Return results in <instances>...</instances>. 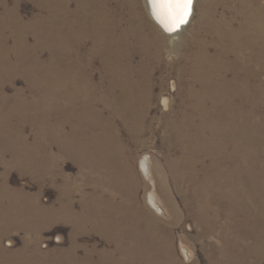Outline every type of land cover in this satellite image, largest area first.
Returning <instances> with one entry per match:
<instances>
[{"label": "rangeland", "instance_id": "obj_1", "mask_svg": "<svg viewBox=\"0 0 264 264\" xmlns=\"http://www.w3.org/2000/svg\"><path fill=\"white\" fill-rule=\"evenodd\" d=\"M66 1H70V0H57L58 6L60 7L58 10L59 23L57 24V27L58 26L59 27L58 28L55 27V29L59 31L58 38L60 39L54 40V35H52L53 31L51 25L52 20H50L51 19L50 16L52 14V11H50L51 0H0V29L3 30V32L1 31L0 33V37H2L0 38V44L5 48L4 49L5 57L2 58L0 57V66H1L0 67V86H1L0 87L1 89L0 118L2 120L1 123L3 124L2 125L3 128L0 127V143L3 141L5 142V140L7 143V140H10L9 144H11V147L9 149H3L2 147H0V194H1L0 195V203H1L0 204V234H1L0 264H24L19 261L22 260L21 256L27 254L32 250V248L28 243L29 233H32L34 235L40 233L38 239L40 240L38 244V249H40L42 252L56 255L58 254L59 250L66 252V250L69 249L72 243L71 242L72 235L76 231V226L72 222L60 223V221H58L57 223L52 224V218H50V216L52 215L51 207L56 205L57 206L62 205V202L58 201V199L59 196L61 195V190H63L62 187H66V189L68 188L69 183L67 182L68 179L67 176L69 175L75 178L80 173L83 172L86 177H90L91 179L94 178L93 179L94 182H92V184L85 183L86 185L82 195L81 193L75 194L76 199H80L79 201H77V203H75V207L77 209H81V211L78 210V212L84 211L82 213V215L84 216V217L82 216L83 219L92 226V228H88L87 231L83 232L84 234L81 235L80 241L83 244L89 245V248L92 249L93 259L91 262L80 260L77 261V263L75 264H89V263L116 264L115 259H117L118 257V255L115 254L116 247L109 239L110 238L109 234L111 233L114 234V232L116 234V230L118 228H116V226L114 225V221L119 220L124 216L120 213L118 214V216H115L114 214L111 216L112 218L111 221L113 225L112 226L110 225L111 228L110 227L108 228L111 231H109L108 229L103 230L102 228H98L97 225L98 217L96 214L97 212L99 213V211L97 210V206L94 203V201L90 200V199L98 198V196L101 193V190L98 189V187H101V185L98 183V179L100 178L99 172L95 168L94 170L92 167L84 168L83 170L82 165L81 166L78 165L74 159L72 160L71 157L67 158L66 155L63 154L62 147H60L62 142L61 143L58 142L57 145H51L47 137L48 133L46 132V130L43 131V129H45V127L48 126L50 121L49 108L52 107L53 105L55 106L65 105V103L67 102L64 97L65 87L63 85L65 84V80H66L65 74L63 72L64 56L63 53L59 50H60V45L64 43L63 36H64V32L66 31V27L64 28V26L66 25L65 17L66 15L69 16L70 12L73 11L74 14L76 15L75 12L76 9L74 10L76 5L74 3V0H71L72 2L70 1L71 2L70 8L66 7L64 5ZM240 1L241 0L195 1L194 10H193V12L195 11L193 15L194 17H192L193 19L191 23L180 33L176 44L177 50L173 54L169 53V46H168L170 40L169 37L165 33H161L163 34L162 41L161 40L158 41L159 42L158 47L161 53V61L159 63L156 62L151 64L148 70L144 73L146 74V76H149L148 85L152 88V93H154V97H153L154 99L152 98L153 101L152 109L149 112L148 120L145 123L146 126L144 127V131L136 136V134L129 133L127 129L123 127L121 128L119 127L118 137L119 140H122V142L124 143L125 151L119 153L121 158L116 154L115 164L113 169L114 176L116 175L117 176L116 178L120 177L121 179L133 177L134 179L132 180V182L134 183L127 185L126 180L115 181L114 183H116L118 187L117 189L118 192L115 193L114 191L108 190L105 193V196L108 198L111 197V199L112 198L117 199V201L121 202L122 204L124 202H126L124 203L126 205H129L132 202L136 204L134 207L137 210L133 209L134 214H132V216L134 215L133 220L135 219L134 221L135 229L132 227L133 224H131L130 226H126L130 228L129 231L127 230V232L123 233V235L120 237L121 238L120 242L122 243L123 247L125 248L127 246L129 248L132 247L134 248V250L136 249L138 251L139 256H141V257L138 256L137 260H135L133 264H151V263L152 264H170V263L171 264H194V263L195 264H236V263L264 264V92H263L264 91V61H261V63L259 64L248 62L245 64L246 66L241 65L239 62H237L241 66L237 69H230L228 73V77L230 80H234L233 77L236 75V73L243 78V84H245V86L248 87L246 92H244L245 97L250 94L248 92L252 91L250 89H253L254 86L256 87L259 86V88L261 89V95L258 104L252 105L249 101H244L245 104L242 107L243 114H241V116L234 117L235 119H230V118L225 119L226 122L225 121L214 122L215 126L218 125H220V127L223 126L224 128H226V131L229 132L228 134L230 135V139L228 140L229 144L227 145L230 148L228 156L230 157L231 160V166L237 167V164L235 165L233 163L235 154L236 156L240 155L241 160H244V162H242V165H239L242 168L241 169V171L243 172L242 177L238 178L237 180L236 178H234L236 182L239 181L240 184L238 183L237 184L240 185L241 189L238 190L237 196L234 197L230 196L231 197L230 199L229 198L225 199L226 206L228 208V209L226 208V212L228 214H226L225 217L220 218L215 216V213L221 214V211L219 210L220 207L217 201H215V203L214 202L211 203L212 205L210 204L211 209L214 208L212 210V213L210 214L209 212L210 210L206 208L208 206L207 199H204L205 198L204 194L199 193L200 190L201 192L204 191L205 187H202L200 184H193V185L190 184L189 177L192 175H189L191 173H188V170L186 172L184 171L185 168H188L187 166L188 164L185 161L188 160L187 159L188 155H185V159H184L183 157L184 149L182 150V145L185 142L181 141L180 138L178 137L182 133L179 127L181 122L179 118V114L182 113V109L183 111L185 110L190 111V108L192 107V104L188 100V97H185V99L183 100V98L180 96L181 89L186 90L189 89L190 87L188 82L189 80H191L190 76L193 77L192 74H194L195 72L194 71L195 70L194 67L196 65L195 59L199 56L198 51L201 49L202 50L206 49L207 51L205 53L207 54V56L211 58L225 57V59L228 61L239 60L238 57L240 55V52L236 51L237 48L234 45L235 43L231 39V35L233 34L235 35L236 33L233 32H236V30L241 29V27L243 28L245 26H250L249 25L250 22L248 23V21L246 20V12L248 6H246L245 0L244 2L243 1L240 2ZM252 1L255 2L254 4L255 6L256 5L259 6L258 3H260V5L262 4V2L264 3V0H258V1L252 0ZM139 3L140 6L142 7V11L144 12V16L146 17V19H148L142 4V0ZM62 9H64V11H62ZM206 9H208L207 14H206L207 12ZM120 11L121 13H123L124 10L120 8ZM213 11H215V13ZM86 17L84 18V20L86 19V23H88ZM140 17L142 16H139V19L136 20V24L134 25L136 26L138 25V27L140 26L139 29L141 28L143 29V24L145 22ZM83 21L80 20L79 23L80 22L82 23ZM47 24L50 26H46ZM83 25H85V22H83ZM10 26L12 27L9 28ZM223 32H225L226 36L224 35ZM222 35L224 36V38ZM253 44L255 43L252 44L250 43V46H246L247 51L246 52L241 51V55H244V57L246 58L249 57L248 59H250V57L255 56L258 52L264 54V44L262 47H260L258 44L252 47ZM88 46H90V44ZM222 46L225 48H223ZM229 47L231 50L229 49ZM212 53L214 56L212 55ZM139 58L140 57L138 56V59ZM46 64L47 66H45ZM51 65L53 67L52 74L49 73ZM242 66L245 67L243 68ZM184 67H186V71H185L186 73L183 75L180 72ZM243 70L244 72H242ZM46 73L47 75L48 74L49 75L47 76ZM252 73L257 75L259 74L260 76L259 75L254 76ZM250 74L252 75L250 76ZM61 77L63 80H61ZM173 79H176L178 82L177 88H173L171 86V81ZM49 80H51L52 82ZM59 80H61L60 83H58ZM3 83L5 85H2ZM57 85L58 87H56ZM200 87L201 86L199 83L195 84V89H198ZM20 91H23L22 94L20 93ZM3 92L4 94H2ZM164 96H166L167 98L169 97L168 99L171 101V108L169 107L170 109L165 108L163 106L162 97ZM22 103L24 105H22ZM246 104L249 105L247 106ZM20 109H23L24 111H20ZM252 111H254L255 113H253ZM25 112L28 114L24 115ZM118 123L121 124V121H118ZM151 123L153 125H151ZM8 125L11 126L12 128L11 131L6 129V127L8 129L10 128L8 127ZM145 129L148 132L147 131L145 132ZM13 130L16 131L18 130L17 132L20 133L19 135H21L22 138L19 140L22 141L23 147L27 148V150H20L21 151L20 154L16 151H13V142H12L14 140ZM8 133L10 136H8ZM60 141H62V138L60 139ZM29 149L30 151L26 153ZM93 152H95L94 148L91 153ZM122 154H125V156ZM144 156L149 157L154 172L158 178V182L156 186L153 185L155 181L146 177V175L143 173L140 167L141 159ZM21 157L24 159H22ZM91 160H95V156ZM54 162L55 164L57 162L58 164L63 166L62 168L65 176L64 179L59 180L58 184H53L50 182V174H49L50 164ZM58 164L56 168L59 173L60 166ZM124 165L125 166L128 165V166L124 167ZM231 166L229 165V167ZM115 169H117V171ZM123 171L125 172L123 173ZM190 172L193 173V171L191 170ZM123 174L124 176H122ZM147 180L151 181L149 188H148ZM243 185H244V191L242 189ZM206 188L208 187L206 186ZM158 190L164 192L168 197V199H171L172 204L177 209L176 211L178 212L177 213L178 216L173 215L171 220H167L159 216L149 205L147 200L149 193L151 191L158 193ZM252 194L253 197H251ZM85 199H89V202H87ZM241 202H243L244 204ZM63 204L65 205L66 202H63ZM139 209L141 211H139ZM40 211L42 213H40ZM136 212L139 214V216L135 215ZM204 213L206 214L205 217H209V216L211 217V218L209 217V222H208L209 224H207L206 227L210 229L209 231H212L211 228L213 227V229H215L214 233L216 232V234H220V232H222L220 234L222 235L223 232H225L224 231L225 227L227 228L230 227L229 230L233 229L231 231L232 238L233 237L242 238L243 235L248 236V237H244L246 238V240H244V245H243L245 247L238 246L237 248H234L236 250L235 252L236 255L234 256L235 260L233 259V261H231L230 263H226L218 256L219 252L217 250L218 248L216 247V244L218 242L217 239H219L220 235L217 236L216 234L208 233L207 237L204 238H201L200 236L198 237L199 229L197 225H195L194 218L202 214H203L202 216H204L205 215ZM246 213L247 215H244ZM128 215H130V213H128ZM154 219L155 220L158 219V220L155 221ZM121 220H124V222L126 221L125 217L124 219ZM125 223H128V221ZM190 223L193 224L194 226L193 229L191 227L189 228ZM250 223L253 228L249 226ZM152 231H156L154 232L155 234ZM233 233H235L236 236H234ZM57 237H61L62 239L57 240ZM165 238L167 239L169 238V240L172 241L171 246L173 245L172 247L173 253L172 255L170 254L172 258H170L169 263H163L164 258L166 257L167 254L166 246H168ZM138 239L140 240L138 241ZM8 240H11L12 244L10 245L7 244ZM182 240L188 245H190V247L193 249L195 253L194 261L188 262V260L185 259L180 249ZM142 243L145 246L142 245ZM44 244H46V246H44ZM94 247H96L97 249H95ZM258 247H260V249ZM93 248L95 249V251H93L94 250ZM80 251H81L80 257H84V256L86 257L88 255L86 254L87 250L84 247ZM106 253L107 255L109 254V259L104 256L106 255ZM112 253H114V256ZM62 255H63L62 259L57 260V262H55L56 260L55 259V260H51V262H43V264L44 263L71 264L69 263L70 260H67V258L65 259L67 253H63ZM150 255L152 256V258ZM35 263L42 264V262H35Z\"/></svg>", "mask_w": 264, "mask_h": 264}, {"label": "bare ground", "instance_id": "obj_2", "mask_svg": "<svg viewBox=\"0 0 264 264\" xmlns=\"http://www.w3.org/2000/svg\"><path fill=\"white\" fill-rule=\"evenodd\" d=\"M70 1H66V3L64 5L66 7L70 8V5H71L70 3L72 2V1L71 2ZM140 1L141 0H76V1L74 0V3L76 5V7L74 8V10L76 9V11H75L76 15L74 14V11L70 12L69 16L65 14L66 15V17H65L66 25L64 26V28L66 27V31L64 32V36H63L64 37L63 38L64 43L62 45H60V50H59L63 53V56H64V70H63V72L65 74L66 80L64 79L65 84H63V85L65 88L64 87L63 88L65 89L64 97H65L67 102L65 103V105H59V106L53 105L52 107L49 108L50 109V114H49L50 121H49L48 126L45 127V129H43V131L46 130V132L48 133L47 137H48V140H49L51 145H57L58 142L59 143L62 142L60 147H62V152L64 155H66L67 158L71 157L72 160L74 159L78 165H80V166L82 165L83 170H84V168L92 167L93 169L95 168L99 172L100 178L98 179V183L101 185V187H98V189L101 190V193L98 196V198L90 199L91 201L92 200L94 201V203L97 206V210L99 211V213L97 212V214H96L98 217V220H97L98 221L97 222L98 228H102L103 230H106L109 227L111 228V226L113 225L112 221H111V219H112L111 216L113 214L115 216H118V214L120 213L125 217V220H126L125 222L128 221V223H125L124 220H121V219H124V217H122L119 220L114 221V225L116 226V228H118L116 230V234L114 232V234L116 236L113 233L109 234L110 241L116 247L115 254L118 255L117 259H115L116 264H133L139 256L138 251L136 249L134 250V248H132V247L129 248L128 246L125 248V247H123L122 243L120 242V240H121L120 237L123 235V233L127 232V230L129 231V229H130L126 226H130L131 224H133L132 227L134 228L135 219L133 220L134 215L132 216V214H134L133 209H135L134 206L136 204L133 202H132L133 204L131 203L132 205L131 204H129V205L124 204L126 202H124L122 204L121 202H118L117 199H114V198L111 199V197L108 198L105 196V193L108 190L114 191L115 193L118 192V190H117L118 187H117L116 183H114L115 181H123V180L125 181L126 180L127 185L134 183V182H132V180L134 178L131 176H130L131 178H126V179H124V178L121 179L120 177H119L120 178L119 179V178H116L117 177L116 175L114 176V170L113 169H114L116 154H117V156H120L119 153H122L125 151V147H124L125 145L122 142V140H119V137H118L119 127L120 128L123 127L125 129H127V131L129 133L136 134V136L144 131V127L146 126L145 123L148 120L149 112L152 109V104H153L152 98L154 97V93H152V88L148 85L149 76H146V74H144V73L148 70V68L150 67L151 64L156 63V62L159 63L161 61V53H160L159 47H158V45H159L158 41L159 40L162 41V35L163 34H161V33H165L170 39L169 44H168L169 53L173 54L174 52H176V50H177L176 44H177L179 35L191 23V21L193 19L192 17H194L193 15L195 12V11L193 12L195 1H197V0H194L193 9H192L193 14L189 17L188 24L182 25L179 30L171 32V33L165 31L164 27L153 17L152 12H151V8H150L149 3H148V0H142L143 7H144L146 15L148 17V19H146V17L144 16V12L142 11V7L140 6V3H139ZM241 1L244 2V0H241ZM245 4H246V6H248V9L246 12V20L248 21V23L250 22L249 23L250 26H245L243 28L241 27V29H238V30H236V32H233V33H236L235 35L234 34L231 35V39L235 43L234 45L237 48L236 51L240 52V55L238 57L239 60H234V61L229 60L228 61L225 59V57L224 58H219V57L218 58H216V57L211 58V57L207 56V54L205 53L207 51L206 49L199 50L198 51L199 56L195 59V61H196V65L194 67L195 72H194V74H192L193 77L190 76L191 80H189V82H188L190 87H189V89H186V90L181 89V94H180V96L183 98V100L185 99V97H188V100L192 104L190 111L189 110L183 111V109H182V113L179 114V118L181 121L179 127H180V131L182 133L180 132L181 134L178 137L180 138L181 141L185 142L182 145V150L184 149V153H183L184 159H185V155H188V158L186 156V158L188 160H185L188 164L187 165L188 168L184 167L185 168L184 171L186 172L188 170V173H191L189 175H192L189 177L190 184H192V185L193 184H200L202 187H205V190L202 192L200 190L199 193L204 194V197H205L204 199H207L208 206L206 208H208L210 210L209 211L210 214L212 213V210L214 209V208L211 209L210 204L213 202L215 203V201L218 202V205L220 207L219 210L221 211V214L220 213L216 214L215 212L214 213H215L216 217H220V218L225 217V215L228 214L226 212L227 206H226V200L225 199H228V198L230 199L231 198L230 196H233V197L237 196L238 190L241 189L240 185H238V184H240L239 181L236 182V180L238 178L242 177L243 172L241 171L242 168L239 165H242V162H244V160H241L240 155L236 156V154H235L234 155L235 157L233 156L234 160L233 159L232 160H233V163L235 165L237 164V167L231 166V160H230V157L228 156L230 148L227 145V144H229L228 140L230 139V135L228 134L229 132H227L226 128H224L223 126H221V127H220V125L215 126L214 122L225 121V119H228V118L235 119L234 117L241 116V114H243L242 107L245 104L244 101H249L252 105L253 104L257 105L259 102V99H260V95H261V89L259 88V86H257V87L254 86L253 89H250L252 91L248 92L250 94L245 97L244 92H246L248 87L245 86V84H243V78L240 77V75H238L237 73L233 77L234 80H230L228 77V73H229L230 69H237L241 65H245L248 62H253V63L259 64V63H261V61H264V59H263L264 54L259 53V52L255 56L250 57V59H248L249 57L246 58V57H244V55H241V51L246 52L247 51L246 46H250V43L251 44L255 43V44H253L252 47H254L256 44H258L260 47H262L264 44V7H263L264 3L262 2L263 6H262V4L260 5V3H258L259 6H257V5L255 6L254 5L255 2H253L252 0H245ZM64 5H63V7H64ZM50 6H49L51 8L50 11H52V14L50 16L51 17L50 20H52L51 25H52V31H53V32L51 31L53 33V34L52 33L51 34L54 35V40H56V39H60V38H58L59 31H57L55 29V27H57V24L59 23L58 10L60 7L58 6L57 0H51ZM120 8H122L124 10L123 13H121ZM60 11H61V9H60ZM62 11H64V9H62ZM69 11H71V10H69ZM206 11H207L206 12V14H207L208 9H206ZM213 12L215 13V11H213ZM139 16H142L140 18L142 20H144V22H145L144 24L142 23L143 29L142 28L139 29L140 26L138 27V25L137 26L134 25V24H136V20L139 19ZM85 17L87 18L88 23H86V19L84 20ZM214 17H212V18H214ZM14 19H16V18H14ZM62 19H63V16H62ZM80 20H82V21L84 20L83 22H85V25H83V22L79 23ZM231 21H233V20H231ZM235 21H236V19H235ZM208 22H210V21H208ZM17 25H18V23H17ZM214 25H215V23H214ZM46 26H50V25L47 24ZM11 27L12 26H10L9 28H11ZM223 30H224V28H223ZM1 31L3 32L2 29H0V33H1ZM219 33H221V32H219ZM223 33L225 35V32H223ZM227 33H229V32H227ZM251 35H253V36H251ZM0 38H2V37H0ZM223 38H224V36H223ZM215 40H217V39H215ZM225 40H226V38H225ZM46 42H48V41H46ZM226 42H227V40H226ZM180 43H182V42H180ZM6 44H5V46H6ZM17 44H18V42H17ZM89 44H90V46H88ZM2 45H4V44H2ZM223 48H225V47H223ZM4 49H5L4 46H1V44H0V57L1 58L5 57L4 56V54H5ZM229 49H230V47H229ZM37 52H38V50H37ZM208 52H209V50H208ZM212 55H213V53H212ZM55 56H57V55H55ZM138 56L140 57L139 59H138ZM7 58H5V59H7ZM193 60H194V58H193ZM237 62H239L241 65H239ZM45 66H47V64ZM52 68L53 67L51 65V68L49 71V73H51V74H52ZM250 70H251V68H250ZM185 71H186V67H184L180 73L184 75L186 73ZM242 72H244V70ZM252 74H250V76ZM46 75H47V73H46ZM253 75L258 76L259 74L258 75L253 74ZM61 80H63L62 77H61ZM61 80H59L58 83H60ZM42 81H44V80H42ZM49 81H51V80H49ZM251 82H252V80H251ZM196 83H199L201 87L198 89H195ZM49 84H51V83H49ZM55 84H56V82H55ZM184 84H185V82H184ZM262 84H261V86H262ZM2 85H5V84L3 83ZM154 86H155V84H154ZM171 86L173 88L178 87V82L176 79H173L171 81ZM56 87H58V85ZM48 90H49V88H48ZM22 92L23 91H20L21 94H22ZM2 94H4V92ZM4 97H2V98H4ZM36 98H38V97H36ZM168 98L166 96L162 97V103H163V106L165 108H169V107L171 108V101ZM34 102H35V100H34ZM22 105H24V104L22 103ZM28 106H30V105H28ZM38 107H39V105H38ZM45 109H46V107H45ZM24 110H25V108H24ZM24 110L20 109V111H24ZM36 111H37V109H36ZM254 111H252V112L255 113ZM37 113H39V112H37ZM27 114L28 113H26V112L24 113V115H27ZM30 114H31V112H30ZM1 121L2 120L0 118V127H2V125H3L1 123ZM118 121H121V124L118 123ZM211 123H213L214 125ZM119 124H120V126H119ZM151 125H153V124L151 123ZM34 126H36V125H34ZM8 127H10V128L8 129L6 127V129L11 131L12 130L11 126L8 125ZM14 127H13V129H14ZM167 127H168V125H167ZM17 131L13 130V133H14L13 134L14 140L12 139L13 140L12 141L13 142V151H16L20 154L21 153L20 150H27V148L23 147L22 141L19 140V139H22L21 135H19L20 133ZM22 131H24V130H22ZM146 131L147 130L145 129V132ZM157 132H158V130H157ZM166 132H167V130H166ZM8 136H10L9 133H8ZM61 138H62V141H60ZM231 138H232V136H231ZM9 141L10 140H7V143H6V140H5V142L4 141L1 142L0 147H2L3 149H9L11 147V144H9ZM28 146H30V145H28ZM93 148H94L95 152L91 153L93 151ZM29 151H30V149L26 153H28ZM125 154H126V152H125ZM125 154H122V155L125 156ZM94 156H95V160H91ZM120 158H121V156H120ZM22 159H24V158H22ZM57 164H58L57 162H56V164H55V162L50 164V170H49L50 182L53 184H58L59 180H62L65 177L64 171L62 168L63 166L58 164L60 166L59 167L60 171L58 173L57 168H56ZM121 164H122V162H121ZM129 164H130V162H129ZM229 165L231 167H229ZM118 166H120V165H118ZM126 166H128V165H126ZM126 166L124 165V167H126ZM140 167H141L143 173L146 175V177L155 181V183H153V185L156 186L157 182H158V178L154 172L153 166H152L151 161H150L148 156H144L141 159ZM176 169H179V168H176ZM189 169L191 171H193V173L190 172ZM115 170L117 171V169H115ZM90 172H92V171H90ZM124 172L125 171H123V173ZM113 176H114V178H113ZM122 176H124V174ZM67 178H68L67 182L69 183L68 188L66 189V187H62L63 190H61V195L59 196V199H58V201L62 202V205H59V206L56 205V206L51 207L52 208V210H51L52 215L50 216V218H52V224L60 221V223L61 222H63V223H68V222L71 223L72 222L76 226V231L72 235V240H71L72 243H71L69 249H67L66 252L59 250L58 254H56V255L46 253V252H42L40 249H38V244L40 241L38 239H39L40 233H38L36 235L29 233L28 243H29L30 247L32 248V250L30 252L26 251L28 253L21 256L22 260H19L20 262H22L24 264H31V263L36 264L35 262H42V264H43V262H51V260H55V259H56L55 262H57V260L62 259L63 253H67L65 259L67 258V260H70L69 263H71V264H75V263H77V261H80V260L88 261V262L92 261V259H93L92 258L93 257L92 256V249L89 248V245L83 244L80 241L81 235L84 234L83 232L87 231L88 228H92V226H91V224H88V222H86L83 219L84 216L82 215V213L84 211L78 212V210L81 211V209H77L75 207V203H77V201L80 200V199H76L75 194L81 193V195H82L83 190H84L85 185H86L85 183L92 184V182H94V180H93L94 178L91 179L90 177H86L84 172L80 173L75 178H73L69 175L67 176ZM234 178H236V180H234ZM147 183H148V188H149L151 181L147 180ZM206 186L208 188H206ZM94 188H97V187H94ZM242 189L244 191V185L242 186ZM99 190H98V192H99ZM196 190H198V189H196ZM134 195H136V194H134ZM251 197H253V194L251 195ZM194 198H196V197H194ZM190 199H191V197H190ZM85 200L87 202H89V199H85ZM147 200H148L149 205L153 208V210L159 216H161L167 220H171L173 215L178 216V214H177L178 212L176 211L177 210L176 207H174L171 199H168V197L166 196V194L164 192L158 190V193H155V192L151 191L148 195ZM184 200H185V198H184ZM258 201H260V200H258ZM63 202H66V204L64 205ZM241 203H243V202H241ZM203 204H204V202H203ZM140 205H142V204H140ZM47 208H48V206H47ZM208 209H206V210H208ZM135 210H137V209H135ZM188 210H190V209H188ZM139 211H141V210L139 209ZM248 212H249V210H248ZM40 213H42V212L40 211ZM128 213H130V215H128ZM143 213H145V212H143ZM238 214H240V213H238ZM135 215L139 216V214L137 212L135 213ZM202 215L196 216L194 218L195 225H197V227L199 229L198 237L199 236L201 238L207 237L208 233L216 234V232L214 233L215 229H213V227L211 228L212 231H209L210 229L206 228L207 224H209L208 222H209L210 216L205 217L206 214L204 216H202ZM244 215H247V213ZM144 216H145V214H144ZM244 218H246V217H244ZM256 218H257V216H256ZM157 220H155V221H157ZM221 221H223V220H221ZM123 223H125L126 225ZM140 223H141V221H140ZM251 223L249 226H251ZM139 226H140V224H139ZM200 226H202V227H200ZM190 227L192 229L194 228L192 223L189 224V228ZM229 228L225 227V229H224L225 232H223L222 235H220L222 232H220V234H216L217 236L220 235L219 239H217L218 242L216 244V247L218 248L217 250L219 252L218 256L220 257V259L224 260L226 263H230L231 261H233L234 256L236 255V253H235L236 250L234 248H237L238 246L242 247L244 245V240H246V238H244V237H248V236L243 235L242 238H240L238 236H237L238 238H236V237L232 238V232L231 231L233 229L229 230ZM108 230L111 231L110 229H108ZM139 231H140V229H139ZM220 231H221V229H220ZM152 232L154 233L156 231H152ZM139 233H137V234H139ZM233 234H234V236H236L235 233H233ZM148 236H149V234H148ZM149 238H150V236H149ZM61 239H62L61 237H57V240H61ZM139 240L140 239H138V241ZM165 240L167 241V245L169 247L166 246L167 247V249H166L167 254L165 257L166 259L164 258V261L163 260L162 261H163V263H169L170 258H172L171 255L173 253L172 252L173 245L171 246L172 241L169 240V238L168 239L165 238ZM206 241H208V240H206ZM156 242H157V240H156ZM7 244H9V245L12 244L11 240H8ZM262 244H263V242H262ZM142 245H144V244L142 243ZM203 245H204V243H203ZM44 246H46V244H44ZM148 246H149V244H148ZM83 247L87 250L86 254H88V255L86 257L84 255H83L84 257H80L81 256L80 250ZM243 247H245V246H243ZM251 247H252V245H251ZM260 247H258V248L260 249ZM94 248L97 249L96 247H94ZM137 248H138V246H137ZM142 248H143V246H142ZM95 249L93 251H95ZM180 249H181V252L183 253L185 259L188 260V262H192L195 260V253H194L193 249L190 247V245L185 243L183 240H182ZM150 251H152V250H150ZM112 254L114 256V253H112ZM238 254H239V252H238ZM104 256L109 259V254L107 255V253H106V255H104ZM110 256H112V255H110ZM161 256H159V257H161ZM139 257H141V256H139ZM156 257H157V255H156ZM151 258H152V256H151ZM178 260H179V258H178ZM156 263H158V262H156ZM159 263H161V262H159ZM238 264H240V263H238Z\"/></svg>", "mask_w": 264, "mask_h": 264}, {"label": "snow or ice", "instance_id": "obj_3", "mask_svg": "<svg viewBox=\"0 0 264 264\" xmlns=\"http://www.w3.org/2000/svg\"><path fill=\"white\" fill-rule=\"evenodd\" d=\"M148 3L153 17L171 33L188 23L194 0H148Z\"/></svg>", "mask_w": 264, "mask_h": 264}, {"label": "water", "instance_id": "obj_4", "mask_svg": "<svg viewBox=\"0 0 264 264\" xmlns=\"http://www.w3.org/2000/svg\"><path fill=\"white\" fill-rule=\"evenodd\" d=\"M194 4V3H193ZM181 28V27H180Z\"/></svg>", "mask_w": 264, "mask_h": 264}]
</instances>
